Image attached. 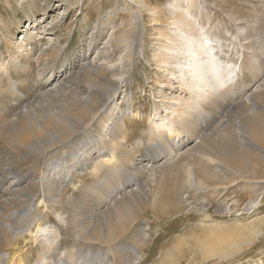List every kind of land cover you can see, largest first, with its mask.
I'll list each match as a JSON object with an SVG mask.
<instances>
[{
  "label": "rangeland",
  "instance_id": "374dc122",
  "mask_svg": "<svg viewBox=\"0 0 264 264\" xmlns=\"http://www.w3.org/2000/svg\"><path fill=\"white\" fill-rule=\"evenodd\" d=\"M191 1L0 0V67L25 66L17 95L0 72V264H264V0ZM182 9L235 77L196 111ZM172 117L170 155L150 132Z\"/></svg>",
  "mask_w": 264,
  "mask_h": 264
},
{
  "label": "bare ground",
  "instance_id": "6f19581e",
  "mask_svg": "<svg viewBox=\"0 0 264 264\" xmlns=\"http://www.w3.org/2000/svg\"><path fill=\"white\" fill-rule=\"evenodd\" d=\"M183 12H184L185 25L187 26V29L189 32H183V34H181V36H180L181 42L179 44L170 43L169 57H170V59H174V57H179V59L184 60V62L182 63L178 59L176 60V63H175L176 65L174 67V70L171 72V76L173 77V79H176V81L180 82V84H181V86H183L185 92L188 91L190 93V95L194 96V97L190 96L184 102V105H189L192 103L193 105L192 104L189 105V107H191L189 109H194V111H196L197 106L199 104H201L205 100H210V99L220 95V93H221L220 91L222 89L229 88V86H231V85L236 86L234 84L235 83V77L232 75L234 71L232 69H230L229 66H226L225 64H223L224 62L218 57V54L216 52L217 48L212 45V41L208 38L207 33H204V31H203L204 28H202L199 32L196 31L197 33L193 32V30L196 29L195 28L196 25H195V22L193 21V18L191 17V13L187 9H185V11L183 10ZM174 19H175L174 24L177 25V23L179 21L176 20V18H174ZM128 37H130L129 32H127L124 35L125 39H127ZM14 62L16 63V65L13 68L18 67V68L25 69V66H24V64H22V61H17L15 56L13 57V55L10 54L9 60H7L5 63H3L2 66L0 67V72L3 74L4 81L8 84V87H6L5 89L6 90L10 89L11 94L17 95L16 93L18 92V86L16 85V82L13 78L12 69L10 67ZM177 75H178V77H176ZM230 82H231V84H229ZM126 116H130L132 118H135L138 116V114H135L134 112L124 113L123 116L118 121L121 122V120H123ZM172 119H173V117L170 119L164 118L163 120H161L162 122L160 124L155 123L156 125L153 127L152 131L150 132V135L153 138L155 137V138L159 139L158 141L160 142L163 150L166 149V151H169L170 155L173 154V152H175L174 150H176L177 147H179L180 143H181L180 137H178V139H177V137L172 138L171 132H170V134L167 133L168 126H169V124H171ZM159 120H160L159 117L152 119V121H159ZM172 122H174V121H172ZM116 125H117V123L116 124L114 123V124H112V126L109 127V130H111V132L113 131L115 133V137L117 134V131H116L117 128H115ZM164 132H166L167 134H165ZM191 132L192 131L188 127V129L185 131V133H186L185 136L189 137ZM116 138H120V137H116ZM171 138H172V140H171ZM124 139L125 138H123V140ZM114 150L115 149H112V154H114V152H113ZM93 151H95V149ZM97 151H99V150H97ZM90 156H91V154H88V155H85L84 157L88 158ZM108 162H110V164H112V166L113 165L116 166L118 163L116 159H114V161H113L114 163L112 162V160H109ZM77 163L75 162V166L78 165ZM53 167L59 168L60 165L56 163L53 165ZM46 179H47L46 177L42 178L43 189H46L45 186H46V183H48V182H46ZM46 187L48 188V186H46ZM108 197H111V196H108ZM205 226L206 225H204V227ZM206 228H208L209 231L210 230L212 231L211 236H216L217 233L221 234V226H219L218 223H216L214 225L206 226ZM211 228H213V229H211ZM43 232H45V234H44V238H45V236L49 233L46 234L45 230ZM204 242H206V241H204ZM49 244H54V243H53V241L50 242V240H49ZM202 245H203L202 250L205 252L202 255H205V256L211 255L213 257V256H222V255L228 254V252H220L217 248L212 250L211 248H209L210 244L208 241L206 243H202ZM49 246H52V245H49ZM53 246H55V245H53ZM137 248H138V246H137ZM134 252L136 254L137 259L140 258V256L137 254L139 252H137V250H135V249H134ZM78 255H79L80 261L78 260V262H76V260H74L71 257L72 260H70L69 262H71L72 264H89L90 261L87 258L90 257L91 259H93V257H94V254L92 252L88 255H84L83 253H81V251L79 249H78ZM113 255H114V253H113ZM166 255H168V254H166ZM172 258H173L172 256H170V258L166 256V258L162 259L163 264L172 263V261H171ZM46 261L47 260H44L43 264H46ZM104 261H106L107 264H113V261L110 260V258H108L107 255H106V258L104 259Z\"/></svg>",
  "mask_w": 264,
  "mask_h": 264
},
{
  "label": "crops",
  "instance_id": "0c3cea01",
  "mask_svg": "<svg viewBox=\"0 0 264 264\" xmlns=\"http://www.w3.org/2000/svg\"><path fill=\"white\" fill-rule=\"evenodd\" d=\"M156 159L159 160V159H161V157H160V158H156ZM158 160H157V161H158ZM160 165H162V164H160ZM190 180H191V181L193 180V176H192V175H190ZM128 186L130 187V186H132V185L130 184V185H128ZM141 236H143V234H140V235L138 236L137 239H139ZM134 244L136 245L135 250H137V252H139V253H137V254L140 256V258H141V256L143 257V254L141 255V253H140V252H141L140 248H139V247L137 248L138 245H137V243H136V240H134ZM136 248H137V249H136ZM139 250H140V251H139ZM128 253H129V254H132V255L134 256V258H136V256H135L136 254H135L134 250H130ZM140 258H138L137 260H139Z\"/></svg>",
  "mask_w": 264,
  "mask_h": 264
}]
</instances>
